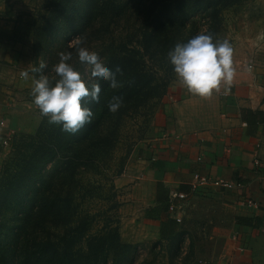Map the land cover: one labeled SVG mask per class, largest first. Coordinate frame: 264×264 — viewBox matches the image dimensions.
<instances>
[{"label": "rangeland", "instance_id": "374dc122", "mask_svg": "<svg viewBox=\"0 0 264 264\" xmlns=\"http://www.w3.org/2000/svg\"><path fill=\"white\" fill-rule=\"evenodd\" d=\"M207 1L115 0L109 4L116 9L114 17L103 19L94 10L88 23V0H0V19L11 26L3 36L17 47L11 64H0V122L15 130L5 148L7 132L0 126V189H10L13 178L28 181L0 202V258L21 237L28 249L34 241L42 250L53 245L55 264H191L222 249L221 241L207 240L219 234L216 226H204L206 213L216 210L208 207L198 209L195 226H182L187 229L172 237H154L143 226V203L134 192L140 179L130 177L140 147L155 133L164 100L185 87L168 60L177 43L211 33L232 45L235 73L264 74V0ZM165 4L170 6L164 12L181 8L176 21L157 19ZM81 46L121 71L118 88L101 82L99 103L85 104L93 112L91 123L72 134L40 114L31 95L32 78L44 74L55 83L60 53L71 52L70 63L90 80V66L75 52ZM41 61L46 64L42 73H32ZM26 70L28 79L21 76ZM114 95L123 99L116 112L108 108ZM36 152L44 157L35 160ZM14 193L18 201L11 198ZM41 198L42 205L54 199L56 207L52 203L50 212L38 208ZM184 214L189 218L191 212ZM16 253L13 247L8 255Z\"/></svg>", "mask_w": 264, "mask_h": 264}, {"label": "crops", "instance_id": "0c3cea01", "mask_svg": "<svg viewBox=\"0 0 264 264\" xmlns=\"http://www.w3.org/2000/svg\"><path fill=\"white\" fill-rule=\"evenodd\" d=\"M10 27L0 19V64L6 68L17 56V47H10L3 36ZM156 123L130 171V177L140 179L134 192L144 205L139 202L143 226L154 237H172L187 229L182 226H195V214L216 209L213 215L206 213L204 226H216L219 234L207 240L212 245L221 241L222 249L191 264H264V74L236 72L208 97L184 87L167 96ZM197 174L241 182L244 189L192 192ZM176 191L189 195L182 206L191 214L187 218L183 212L180 223L169 214L170 196ZM246 197L254 203L244 204ZM170 226L177 231L164 235Z\"/></svg>", "mask_w": 264, "mask_h": 264}, {"label": "clouds", "instance_id": "9594fccd", "mask_svg": "<svg viewBox=\"0 0 264 264\" xmlns=\"http://www.w3.org/2000/svg\"><path fill=\"white\" fill-rule=\"evenodd\" d=\"M75 52L81 63L91 68V79L85 80L82 74L70 63L72 53H60V59L53 70L58 79L55 83L47 75L33 77L31 95L42 116L48 123L59 125L62 131L76 133L86 124L91 123L93 112L86 107L87 102L99 103L101 82L108 81L113 89L119 87L117 73L107 67L103 59L86 47H77ZM168 60L173 66L177 78L189 92L201 97L211 96L221 84L229 83L235 74L233 47L227 39L214 38L211 33H200L186 43H177L168 52ZM46 67L41 61L38 67H32V73H42ZM29 78L26 70L21 73ZM121 96L114 95L108 108L116 112L122 105Z\"/></svg>", "mask_w": 264, "mask_h": 264}, {"label": "trees", "instance_id": "16d2710c", "mask_svg": "<svg viewBox=\"0 0 264 264\" xmlns=\"http://www.w3.org/2000/svg\"><path fill=\"white\" fill-rule=\"evenodd\" d=\"M99 0H88V2L86 3L87 4V7H86V15L88 16V20L87 22L90 23V19H92L95 15H96V12H94V10H96L98 12V10L101 11V16L103 19H106L108 17H114L113 15H115L116 13V9H111V7H109L110 3L113 2L112 4H114L115 0H101V2H98ZM142 1V0H140ZM188 1V2H194L197 3V1L199 0H185V2ZM209 3V5H211L210 3V0L207 1ZM141 3V2H140ZM95 4V5H94ZM94 5V6H93ZM142 5V4H140ZM143 6V5H142ZM154 6H157V3L154 5ZM170 5H167L165 4V6H163V10L161 12V15L157 18V19H163V21H176L179 16H177L178 14V10L181 9V8H177L178 10H176L175 12H171L170 10L164 12L165 10H167L169 8ZM168 7V8H167ZM172 9V8H170ZM99 14V13H97ZM109 15V16H108ZM170 19V20H169ZM161 25V24H160ZM162 27V26H161ZM159 30V28H158ZM154 36V34H153ZM155 36H157V33H155ZM44 157L42 154L39 156L38 158V154L36 152V157L34 158L35 160H39L40 158ZM44 159V158H43ZM36 165V164H35ZM37 166V165H36ZM18 179V180H17ZM17 180V182H16ZM32 182L34 184V186L36 187V190H39V186L37 187V179L35 181V178L34 176H32ZM28 181H25L23 177H18V178H13L11 179L9 182H8V187L7 188H10V189H4V190H1L0 189V202H3L5 201L7 198H8V194H9V191L11 189H15L16 191L18 190V188H21L23 187L24 184H26ZM10 195V194H9ZM11 198L13 199V201H18V194L17 193H14ZM45 199L41 198L40 199V204L38 206L41 207L42 203L44 202ZM26 200L24 199L23 201V207H25L26 205ZM54 202V199H47V202L42 205L48 212H50V207H51V204ZM54 207H56V204H54ZM52 205V207H53ZM52 207H51V210H52ZM36 209V207L34 206L33 209H31V211L27 212L26 213V216H29L33 210ZM33 217V216H32ZM43 219H44V216H43ZM176 223V222H175ZM0 226H2V224H0ZM11 228H14L15 226H10ZM41 228H43L44 226H40ZM171 227V230L169 233L166 234L165 230H163V234L164 235H172L173 232L177 231V226H170ZM22 228V226H20V229ZM34 231V230H32ZM25 236V232L23 234ZM37 235V234H36ZM23 236V237H24ZM22 239V237H21ZM21 239H17V240H13L11 241V244L10 246H8L5 250H4V254H3V258H0V264H55V257L54 255H52L53 251L54 250V246L53 245H47V246H44L43 250L42 248L38 247L37 245V242H33V245L35 244V246L31 247V248H27L23 243V241H21ZM15 249V251H19L20 252V255L17 256V253L16 255H13L12 257L9 256V250L11 248ZM26 251V252H25ZM67 259L69 260V258L67 257ZM64 264H69L68 261H66Z\"/></svg>", "mask_w": 264, "mask_h": 264}, {"label": "built area", "instance_id": "2783aa9c", "mask_svg": "<svg viewBox=\"0 0 264 264\" xmlns=\"http://www.w3.org/2000/svg\"><path fill=\"white\" fill-rule=\"evenodd\" d=\"M0 126L6 130L7 136L5 137V141L3 143L4 147L7 148L10 146L11 137L15 134V130L10 127H6L5 122L1 121ZM256 165H260V162H256ZM206 188H217L224 190H242L244 189V184L241 182H230L222 179H212L210 177L197 174L194 182L191 185V191L196 192L200 189ZM188 194L185 192H172L169 200V214L173 216V218L180 223L182 221V214L184 212L182 203L188 198ZM244 204L252 205L254 202L250 198H245L243 200Z\"/></svg>", "mask_w": 264, "mask_h": 264}, {"label": "bare ground", "instance_id": "6f19581e", "mask_svg": "<svg viewBox=\"0 0 264 264\" xmlns=\"http://www.w3.org/2000/svg\"><path fill=\"white\" fill-rule=\"evenodd\" d=\"M244 196V195H243Z\"/></svg>", "mask_w": 264, "mask_h": 264}]
</instances>
